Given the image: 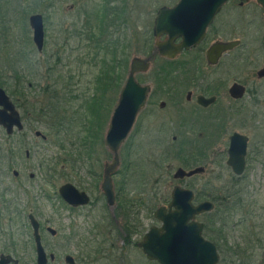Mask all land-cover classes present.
I'll return each mask as SVG.
<instances>
[{"label":"rangeland","instance_id":"374dc122","mask_svg":"<svg viewBox=\"0 0 264 264\" xmlns=\"http://www.w3.org/2000/svg\"><path fill=\"white\" fill-rule=\"evenodd\" d=\"M235 1L231 0L233 3ZM42 2L40 6H33L27 0H0V49L6 48L0 50V86L7 84L12 87L14 82L23 81L27 89V108L31 113V116L25 114L26 134L14 139L11 144L4 143L5 147L11 146L12 151L8 154L5 150L3 153L8 158L2 159L0 173L5 174L2 184L14 194L12 198L16 203V213L0 223V233L5 231L8 234L0 237V241L17 243L16 253L21 257L22 264L36 263L32 228L28 218L21 215L26 209L41 223L43 245L48 254L56 256L55 262L51 264H65V256L69 254L76 258L82 247L81 240H89L92 218L100 227L110 226L113 222L122 228L124 224L120 218L118 222L113 219L112 212L118 204L107 205L102 198L101 184L105 169L113 163L115 156L106 146L105 137L120 98L118 87L126 60L129 59L130 67L134 57L149 58L143 51L148 49L150 41L151 46L156 42L155 38L151 39V34L158 10L162 6L172 7L179 0H110L111 4L107 0ZM105 4L113 10H101ZM241 11L238 24L235 25L240 33L235 37L240 40L244 38L242 49L254 50V54L253 60L241 63L231 78L244 81L249 77L252 80L246 97L233 107H256V110L259 107L258 110L263 112L264 81H258L256 72L264 63V10L253 0ZM107 12L112 15H108L104 21ZM33 14H42L45 20V49L41 54L32 44L33 32L29 18ZM103 35L106 36L101 37ZM120 62L122 66L118 67ZM151 62V69L155 65L165 64L159 56L155 59L151 57ZM167 70L168 65L165 64L154 74L159 83L158 90L162 87L161 93L157 91L151 101L152 104L158 99L157 105L153 107L150 104L139 115L119 152L121 158V152L126 149V159L130 158L134 165L132 171H135V166L141 169L139 178L143 180L138 179L136 183L135 177L132 188L123 182L124 171L118 172L125 201L128 197L126 209L132 213L135 221L141 222L143 234L152 226H159L154 213L159 206L170 202L175 186L216 195V189L222 188L224 182L231 179V171L226 166L229 137L239 132L249 136L251 142L255 136L251 126L242 127L237 119L231 121L219 136H214L213 130L206 131V124L190 128L186 114L189 116V111L194 109L192 105L186 104L187 89L180 83L171 90ZM127 73L125 78L128 77ZM102 77L110 78L105 89L102 88ZM254 84L258 88H253ZM250 90L260 94V103L256 106ZM94 96L105 103L104 108L103 105L98 109L99 116L102 114L99 123H96L87 107L89 98L93 99ZM175 98L181 101L180 107L176 106ZM222 99L221 105L229 109L224 95ZM20 100L23 105L24 99ZM162 103L167 106L161 107ZM201 115L206 116L204 113ZM223 116L226 118L229 114L222 113V119ZM36 131L41 132L46 140L37 136V133L35 135ZM87 135L90 139L85 141ZM174 135L178 136L177 141H174ZM187 136L190 137L185 138ZM256 137L263 138L264 130L257 133ZM78 144L84 147H77ZM27 150L30 151L29 158H26ZM198 150H204L210 157L206 173L191 179L176 180L174 175L179 168L191 170L200 164L201 161L195 160L196 156H200ZM262 150L263 153L256 159L250 158L252 162L247 166L242 182H238L239 187L244 186L250 193L248 201L251 199L254 202L253 215L248 217L246 224L240 225L243 217L237 214L226 230L229 243L224 246L245 247L247 250H225L221 253L219 264H258V259L264 264V242L252 241V233L264 230V146ZM87 153L94 155L79 172L76 169L80 177L75 176L72 172L78 166V154L84 161ZM222 154H225V159L221 165L213 162L216 155L220 158ZM70 159L75 161L71 167L67 162ZM88 169L90 173L95 172L94 177L86 174ZM13 170H17L20 176L14 177L11 173ZM116 171L113 174L115 189L119 175ZM31 174L35 178H31ZM209 180L212 185H206ZM65 183H72L90 193L96 204L76 211L66 208L58 198V189ZM92 188L95 193L91 191ZM104 213L108 214L109 219L106 221H102ZM209 218L204 215L198 220L208 225ZM134 220L131 222L135 223ZM47 227L57 230V236H51ZM136 241H141V238ZM126 254L128 264L149 263L135 245L127 247ZM240 259H249L252 263L240 262Z\"/></svg>","mask_w":264,"mask_h":264},{"label":"flooded vegetation","instance_id":"af4514ba","mask_svg":"<svg viewBox=\"0 0 264 264\" xmlns=\"http://www.w3.org/2000/svg\"><path fill=\"white\" fill-rule=\"evenodd\" d=\"M250 2H243L242 3L239 0H236L233 3V2H231V0H229V2H227L221 8L220 12L216 15L213 23L207 28L205 35H204L203 39L201 40V42H199L196 46H193L189 49L182 50L176 56H171V57L165 58V60L168 61V70H167V73L169 76V83L168 84H169V86H171V90L173 89L174 86H176L177 84H180V83H183V86L187 89L186 95H185L186 104L192 105V108L194 109V111H191V110L189 111L190 112L189 116H188V114H186L187 115V123H188L190 128L195 126V125L200 126L202 124H206V127H205L206 131L213 130L214 136H216L217 134L219 136L220 133H222L223 131H225V129H227L228 124L231 121H233L234 119H237V122L242 127L250 128V126H251L253 128L255 136L251 142H250L249 136L242 134V133H239V132L233 133V134L239 133V134H242L243 136H246L248 138L247 154H246V158H245V160H246L245 172L247 170V166L250 165V163L252 162L250 160V158L256 159L258 156H260V154L263 153L262 148L264 146V137L256 139V134L259 133L260 131L264 130V111L260 112V110H258L259 107H257L258 108L257 110H256V107H254V108L253 107H242V106L233 107L234 104L239 103L240 101H242L246 97V95L248 93V86L252 80L249 77L246 78L244 81L239 80V78H236V79L231 78V74L234 71L238 70L239 65L241 63L245 64L248 60H251V61L253 60L254 50L242 49V47L244 45L243 43H245V41H242V40H244V38H242V40H240V39H237V37H235L236 34L240 33V30H238L235 27V25L238 24L239 16H240V14H242L241 10L244 9L246 7V5ZM108 3L111 4L110 0ZM176 5H178V3H176L175 5H173L172 7H169V8H173ZM258 5L262 8V10H264V8L260 4H258ZM104 6L108 7V10H113V8H111V9L109 8L108 4H105ZM103 7L101 10L104 9ZM162 7H164V6H162ZM162 7H160V9ZM98 10H100V8ZM159 10H158V12H159ZM158 12H157V14H158ZM106 14L112 15V14H109L108 12ZM156 17H157V15H156ZM156 17H155V20H156ZM155 20H154V24H155ZM43 22H44V30H45L44 16H43ZM29 25H30V22H29ZM30 28H31V26H30ZM153 30H154V26H153ZM32 32H33V29H32ZM152 38L154 39V35H152ZM45 39H46V30H45ZM160 40H162V41L170 40V37L164 35V36H162V38H160ZM181 41H182L181 38L172 39V43L175 46L179 45L181 43ZM235 41H239L240 44L237 45L236 47H233L230 50L223 52L222 54L220 52L219 53H216V52L212 53L211 52L212 48L218 43H231V42H235ZM32 44L34 45L36 51L39 54L43 53V51L45 49V41H44V49L42 52H40L38 50V48L34 42L33 36H32ZM5 49H0V50L4 51ZM143 53H144V55L149 57L146 59L151 62V57H154V55H153V52L150 49V47H148V49L144 50ZM126 66H127V62H125V67ZM161 68L158 65H155L154 69H151V66H149V69L147 71L137 72L134 75V79H135L137 84H139L141 86H149L150 87V94H149L146 106L139 113V115L141 113H143V111L147 110L146 108L150 107L152 98L154 97V95H156L157 91H158V94L161 93L162 87H160V89L158 90L159 83L155 78L156 72L160 71ZM263 68H264V63L256 72V78L258 79L259 82L264 81V77L259 76V72ZM127 71H128V73H127ZM131 71H132L131 64H130V67L128 64V66L124 70L120 85L118 87L120 89V94H121L122 90L124 89V87L126 86L128 80L131 76ZM126 73H127L128 77L125 78ZM145 73H148V74L144 75ZM23 84H24L23 81H16V82H14L12 87H9L7 84H3L0 86V89H3L5 91L10 103L13 106V112L18 113L19 120H20L21 125H22V128L20 129L17 124H14L11 131L9 132L4 127V125L0 123V165L2 163L3 158H5V159L8 158V157L3 156V153L5 152V150H7L8 154L12 151L11 146H9L10 148L5 147L4 143L9 142L11 144V142L14 139H16V138L19 139L20 136H23L26 134V132H25V130H26L25 114L27 116H29V115L31 116V113H30V110H28V108H27V102H28L27 101L28 97L26 96L27 89L24 88ZM235 84H238L245 89V93H244L243 97L233 98L230 95V89ZM29 85L31 86V84H29ZM30 86H29V88H30ZM253 88L256 89V88H258V86H256V84H254ZM249 93L252 94L254 105L256 106L257 104H259L260 103V101H259L260 100L259 99L260 94L257 91H252V90H250ZM223 95L225 96V100H226V103H228L227 105L229 106V109H224V107L221 105V102L223 101V99H222ZM20 99H24L23 105H21ZM211 99H213V101H211ZM175 100L177 102L176 106L180 107L181 101L177 98H175L174 101ZM157 102H158V99H155L154 103H152L151 106L155 107L157 105ZM204 103H207V104H204ZM166 106L167 105L165 103H162V105H161V107H163V108H165ZM3 110H4V106L0 105V112ZM11 112L12 111H10V110L8 111L9 114H11ZM201 113H204L206 116L202 117ZM222 113H228L229 116H227L226 118H224V116H223V119H222L221 118ZM37 132L38 131L35 132V135ZM193 132L194 131H192L191 134ZM188 134H189V130H188ZM198 135L201 136L204 134L198 133ZM232 135L229 137V143H230V138L232 137ZM161 137L165 138V136H163V135ZM188 137H190V136H187L185 138H188ZM42 138H43V136H42ZM173 138H174V141L178 140V136H176V135H174ZM43 140H46V137L43 138ZM189 141H191V140H189ZM249 146H250V153H249ZM229 148H230V144H229ZM229 148L227 150L226 166L231 171V173H230L231 179H229V181L225 182V183H237L238 184V182L239 183L242 182V179L245 175V172L242 175H237V174H235L233 169L228 165ZM197 152L200 156H196L195 160L198 162L199 161H201V162L195 168H201L202 167L205 170V172L203 174H205L206 170H207L206 165L208 163V158H210V157H209L207 152H204V150H198ZM93 155L94 154L87 153L86 159L83 161L81 158V155L78 154V157L76 160L78 166L76 168H74V170L72 167V170H73L72 174L80 177L78 175L79 174L78 172L80 171V169L82 168L83 165L87 164L86 162L89 161L90 157H92ZM29 157H30V151L27 150L26 151V158H29ZM119 157H120V155H119ZM224 159H225V154L224 155L222 154L220 156V158H218V156L216 155V160L215 161L213 160V162H216L217 164L221 165V163ZM120 161H121V158H120ZM217 161H219V162H217ZM74 162H72V165H74ZM121 163H122V161H121ZM120 166H121V164H120ZM181 168H183V167H181ZM76 169L78 170V172L76 171ZM123 171H124V172H122L123 173V182L125 184H129L130 188H132L131 185L134 182L135 177H136L135 178L136 183L139 181L138 179L143 180L142 177L139 178L140 171H141L140 166H135V171H132V169L129 168V165H127V166L125 165V169ZM117 172H118V170L116 171V173ZM11 173L13 174L14 177L20 176L19 175L20 173L17 170H13V172H11ZM86 174L90 175L92 177L95 176V172L93 173V171H92L90 173L89 169H88V171H86ZM198 175H202V174H198ZM198 175H195V176H198ZM195 176H193L191 178H194ZM3 177H5V174L0 173V223L4 221V218H8L12 214L14 215V212L16 213V207H15L16 203H14L15 200L12 198V195H14V194H12L11 189L9 187L4 186L2 184ZM30 177L35 178V175L31 174ZM55 177H56V175H55ZM112 178H113V175H112ZM191 178H184V179H180V180L191 179ZM217 180L220 181L219 178H217ZM116 181L118 184V196L116 198V189H114V191H115V204L116 203L118 204L119 202H122V201L125 202V199H124L125 195H123V193H122V180L120 177V173L117 176ZM210 182H211V180H209L206 183V185H208V183L210 184ZM65 184H67V183H65ZM72 185H74V184H72ZM180 187H182V186H180ZM76 188L80 192H85L88 195V197L90 198V203L88 205H84V206L73 207V206L67 204L63 200V198L60 195L59 189H58V196H59L58 198L61 200V202L64 204V206L66 208L71 209L73 211H76V210L84 209L90 205L96 204V201H92V197H91L90 193H88L87 191H84V190H80L78 187H76ZM114 188H115V185H114ZM183 188H186V187H183ZM101 189H102V184H101ZM187 189H190V188H187ZM190 190H192V189H190ZM91 191H94V188H92ZM94 193H95V191H94ZM194 193H195V201L197 204H199L203 201H206V200H211V198L208 196V193H205V191L204 192L201 191L200 193H197L196 191H194ZM199 197L202 199V201H200L201 199ZM102 198H103V202L106 201V203L108 205V202L106 200L105 195ZM137 200H139V198ZM171 200H172V193H171ZM171 200H170V202H171ZM169 203L167 205H162V206H168ZM162 206H159V207H162ZM157 209H156V211H157ZM25 210L26 209H24L22 211V214H24V215L27 214L26 217L28 218V221L30 224L29 215H34V214L33 213H27V211H25ZM116 212H117L116 210H113V212H112L113 216H116ZM205 214H203L201 216H204ZM154 215H155V213H154ZM201 216H199V217H201ZM199 217H197V220ZM154 218H155V216H154ZM107 219H109L108 214L104 213V216H102V221H106ZM9 221H10V219L8 220V222ZM157 221L159 222V226H157V227H160L161 222L159 220H157ZM200 222H202V221H200ZM91 223H92V227L90 228V235H91V239L93 241L90 243V248H88L91 255L88 258H86V257L80 258V257H78V255L81 254V251L79 249L76 258L71 255L74 258L76 264H128V257L126 254V249H127V247L131 246V244L135 245L137 248H140L142 253L145 255V253L143 252V249H142V247H140V245L144 241V237L147 234V232L145 234H143V231H142L143 226H141V222H140V224H135V223L131 222V225H130L131 228L129 231V235L126 238H125V236H126L125 234H118L110 226L100 227L94 218H92ZM202 223H204V222H202ZM30 226H31V224H30ZM0 227H2L1 224H0ZM205 227H206V224H205ZM31 228H32V226H31ZM48 228L49 227H47L46 229H48ZM41 229H42V226L40 223V231H41ZM204 231H205V229H204ZM32 233H33V230H32ZM0 234H1V236H0L1 238L8 235L5 231H2ZM137 236H140V237H137ZM204 236H205V234H204ZM139 238H141V241H139V242L136 241ZM134 239H136V240H134ZM16 245H17V243L13 242V241L9 242V244H6V243L0 241V261H3L4 259L11 257L12 260L8 264H22L21 257H19L16 253V251L18 250V248H16ZM34 245H35V251H36L35 242H34ZM215 245H216L217 250L220 254V261H221V251L219 250L217 244H215ZM83 254H84V249H83L82 255ZM36 256H37V251H36ZM66 256H65L64 262H65V264H68L66 262ZM145 257H146V255H145ZM55 260H56V258H55ZM55 260L49 261V264L55 262ZM146 260L149 262L147 264H159V262L151 261L147 257H146ZM220 261H219V263H220ZM240 262L252 263L249 259H240ZM261 263H262V260L258 259V264H261ZM35 264H37V257H36V263ZM141 264H144V263H141Z\"/></svg>","mask_w":264,"mask_h":264},{"label":"water","instance_id":"95a60500","mask_svg":"<svg viewBox=\"0 0 264 264\" xmlns=\"http://www.w3.org/2000/svg\"><path fill=\"white\" fill-rule=\"evenodd\" d=\"M228 1L180 0L178 5L173 8L162 7L155 20L154 35L155 37L168 35L170 40L157 43L159 54L165 57L176 56L182 50L196 46L201 42L207 28L213 23L216 15ZM239 1L243 3L253 0ZM255 1L264 8V0ZM29 22L33 29L34 42L38 50L42 52L45 41L43 16L33 14L30 16ZM178 38H181L182 42L175 46L172 39ZM239 44V41L218 43L212 48L211 52L222 54ZM131 68V76L122 90L105 140L107 147L115 155L113 163L106 166L105 177L102 182V191L110 206L115 204L112 175L120 164L118 154L120 147L131 132L138 113L145 106L150 90L149 86H141L134 79L135 73L149 69V63L146 60L134 58ZM259 76L264 77V68L259 72ZM244 93L245 89L238 84L230 89V95L233 98H241ZM0 105L4 106V110L0 112V123L9 132L14 124H17L21 129L19 115L17 112H13V106L3 89H0ZM9 110L12 111L11 114L8 113ZM37 135L42 136L39 131ZM43 138L45 137L43 136ZM247 144L248 138L242 134L235 133L230 138L228 165L237 175H242L245 172ZM204 172L205 170L202 167L188 171L179 168L174 177L175 179L191 178ZM59 192L63 200L73 207L90 203L88 195L85 192H80L71 183L64 184ZM214 210V202L206 200L197 204L194 191L175 186L169 205L159 207L155 212L154 216L161 222V226L151 227L140 247H142L149 260L157 261L159 264H218L220 254L217 247L205 238V224L197 220V217L205 213H211ZM29 220L36 244L37 264H49V261H54L56 256L48 254L46 251L37 218L34 215H29ZM47 231L53 237L58 234L57 230L52 227H49ZM11 260L12 258L8 257L0 261V264H8ZM66 262L76 264L71 255L66 256Z\"/></svg>","mask_w":264,"mask_h":264},{"label":"trees","instance_id":"16d2710c","mask_svg":"<svg viewBox=\"0 0 264 264\" xmlns=\"http://www.w3.org/2000/svg\"><path fill=\"white\" fill-rule=\"evenodd\" d=\"M12 1V0H10ZM26 1V0H24ZM28 2H31V4L33 6H40V2H42V0H27ZM109 1L107 0V3ZM43 3V2H42ZM110 8V7H109ZM104 9H108V7H105ZM111 9V8H110ZM35 12V11H34ZM108 15H106V17L104 18V21L107 20ZM106 35H103L101 37H105ZM151 39L152 38V34H151ZM151 41L148 45V47H150V49L152 51H154L153 46H151ZM161 59V58H160ZM129 60V59H128ZM128 60H126L127 62V66H128ZM163 61V63H165L166 65H168V61L165 59H161ZM162 63V64H163ZM164 65H158L160 68L165 66ZM121 62L119 64L118 67H121ZM126 66V67H127ZM125 67V68H126ZM124 68V70H125ZM159 71L156 72V74ZM103 78V77H102ZM122 79V78H121ZM102 81H104V83L102 84V88H106V85L108 86V82L110 81V78H103ZM121 82V80H120ZM107 83V84H106ZM120 85V83H119ZM103 90V89H102ZM88 105L87 106L89 108V111L91 112V115L93 116L94 120L96 119V123H99V118L101 119L102 114L99 116V111L98 109H100L103 105V108L105 107V103L103 101H101L98 97L96 98V96H94V98H89L88 100ZM109 113V112H108ZM106 117H109V115H107ZM106 120V119H105ZM106 121H104L105 123ZM95 123V124H96ZM103 123V124H104ZM104 126V125H103ZM261 138V137H260ZM90 139L87 135V137L85 138V141ZM256 139H258L256 137ZM82 140V139H81ZM84 140V139H83ZM102 141V137L100 136V142ZM78 142H80V139L78 140ZM82 144H78L77 147H80ZM83 146V145H82ZM126 149H123V151L121 152L122 157H121V167L118 169L119 172H122L125 165H129V168H133L134 165L131 162V159H126V154L124 153ZM129 155V154H128ZM129 157H131V155H129ZM74 159H70L68 160V164H70V167L72 166V162ZM133 160V159H132ZM119 172H117L119 174ZM212 185V184H209ZM209 193V192H208ZM248 194L249 191H247L245 189L244 186L239 187L237 183H225L222 188L220 189H216V195H213V193H209V197L211 198V201H213L216 205L215 210L211 213L205 214L206 218L208 216H210L209 220H208V225L206 223V227H205V231L204 234L205 236L215 242V244H217L219 250L221 251V253L226 252L225 250L230 251H239L237 249H243V250H247L245 249V247H239L237 246L236 248H232V247H228V245L224 246V244H228V238H227V233L226 230L230 227V224L233 220V218L237 215L240 214L242 215V220L240 221V225L246 224L248 222V217L253 215V211L252 208L254 206V202L250 199V201H248ZM118 196V184L116 186V198ZM126 198V197H125ZM124 198V199H125ZM123 199V200H124ZM123 202V201H122ZM119 202L118 206L115 207L116 212V216H113V219L115 222H118L117 219L120 218V220L122 222H124L122 228H120L119 226H117L116 224H114L113 222H111L110 227L113 228L118 234H125V238L129 235V231L131 228V220H134V218L131 216L132 213H128V209H126V206L128 207V198L126 199L125 202ZM119 210V211H118ZM21 215L26 217L24 214ZM113 215V214H112ZM135 221V220H134ZM135 224H140V221H135ZM252 241L256 240L257 242H264V230H262L261 233L256 232V233H252ZM256 238V239H255ZM93 240L91 239V235H90V231H89V240L87 241H83L81 240V244L82 247L80 248L81 254L78 255V257L80 258H88L90 257V252L88 250V248H90V243ZM84 249V254L82 255ZM246 252V251H244ZM82 255V256H81Z\"/></svg>","mask_w":264,"mask_h":264}]
</instances>
